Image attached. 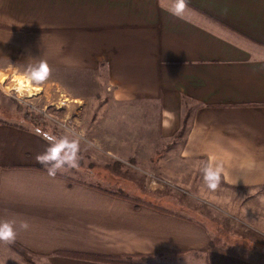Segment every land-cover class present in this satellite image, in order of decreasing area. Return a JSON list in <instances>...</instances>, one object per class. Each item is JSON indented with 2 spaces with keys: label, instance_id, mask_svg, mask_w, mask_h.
I'll use <instances>...</instances> for the list:
<instances>
[{
  "label": "crops",
  "instance_id": "obj_1",
  "mask_svg": "<svg viewBox=\"0 0 264 264\" xmlns=\"http://www.w3.org/2000/svg\"><path fill=\"white\" fill-rule=\"evenodd\" d=\"M161 2L0 0V59L27 67L45 61L69 73L103 67L104 78L87 95L102 103L74 115L90 138L104 149L129 150L134 168L180 170L171 174L177 177L185 173L181 162L197 173L205 164H222L223 188L171 193L183 203L200 199L225 209L238 200L236 208L246 213L247 202L264 195V0H189L183 19ZM1 91L3 111L9 104ZM23 117V123L0 118V222H14L12 245L48 264H264V239L254 240L263 244L253 259L211 248L219 239L238 244L227 217L214 214L220 209L206 214L203 204L185 203L193 209L185 213L183 206L109 190L112 181L102 175L116 179L134 169L92 149L95 164L84 165L90 147L75 137L69 141L78 145L76 166L50 174L37 156L54 137ZM168 147L178 159L163 163L165 153L153 156ZM142 191L168 196L162 187ZM251 219L264 231V215ZM5 245L0 264H11L3 257L11 245Z\"/></svg>",
  "mask_w": 264,
  "mask_h": 264
},
{
  "label": "rangeland",
  "instance_id": "obj_2",
  "mask_svg": "<svg viewBox=\"0 0 264 264\" xmlns=\"http://www.w3.org/2000/svg\"><path fill=\"white\" fill-rule=\"evenodd\" d=\"M1 65L4 66L3 69H0V90H3L1 91V93L4 95V97L2 98L8 102L7 104H9V106L7 107V109L0 111V118L9 121H15L16 123H23L25 122V119L23 117V115L25 114L26 120L31 125L37 126V128L42 133L49 134L54 138L67 137L69 140V137H75L79 139L86 144L85 146L90 147L88 155H91V161L85 158L86 163H84V165L86 166H89L91 164L93 166V164H95L92 161L96 160L97 155H93V153L90 152L91 149L95 154L96 152H99L110 156L113 159H117L125 165L129 164L126 160L129 157V150L118 148L120 153L124 154V157H121L116 153V150L118 149L108 150L101 148L99 141L92 140L87 134L88 132L80 126L79 122L75 119L74 116L75 114H78L83 108L90 107L91 109H96L102 103V99H99V101H97L95 100L96 96L87 95L89 93V90L91 91L95 89L96 91L98 88L97 83L99 82V78H104L105 72L103 71V67L89 72L70 71L69 73V69H52V67L50 66L51 75L42 86L30 83L28 86H26L25 80H27L26 71L28 68V64L24 63L23 65H21L13 61L12 59H10V62H6L5 60L2 61L0 59V66ZM53 78L58 79V84L50 82V80H52ZM22 80L24 81L23 85H21L20 83ZM78 94L83 95V97L87 96V98L80 99L71 97L72 95L74 96ZM21 113L23 115H21ZM87 119L89 121V117ZM173 144L174 143L170 145ZM169 147L154 149L153 156L156 157L158 156V154L165 153L164 160L162 159L163 163H165V158H169V162L171 160L175 161V159H178V154H175L176 149L168 151ZM181 163V167L185 169V173L180 174L179 177L171 174H178L180 170L176 172L171 171L165 174L155 169V173V171L153 172L147 170L145 165L135 166L134 168V165L130 164L129 167L134 169L136 175L132 171L123 170L120 171L119 177H116V179L110 176H106L108 175V173H105V176H102L105 179L112 181V186L111 188H109V190L116 193L120 191L121 195H131L132 199L137 200L138 202L146 203L147 201H152L155 204L157 203L160 205H166L170 208L181 210H183L181 208V206H183L185 208V210H183L185 211V213H193V209L187 207V205L193 206V208H197L203 204L204 208H202L201 211L203 213L206 212V214L211 213L210 209H220V211H213L214 214H216V217H218L219 213L226 216L229 225L233 228V230L237 232L239 239L237 240L238 244L219 239L217 241L218 245L216 248L226 253L237 254L253 259V249H255L256 247L264 248L263 245L260 246L263 243H258L257 245H255L254 240L261 242L264 239V231L259 230L257 228L259 227V225L253 223L251 219V217L264 215L263 208L261 207L262 204L260 203V201L255 198H251V200L247 202L248 210L245 209L246 213H243L241 212V210H238L236 208L235 204L238 200L234 201L233 203L226 204L227 208H230L229 210L220 206L213 207L208 201L200 199H195L197 200L195 201L192 200V198H186V205L185 203H183L184 197L174 196V194H172L171 192H185V194L188 193L192 195L190 191L193 192V190L197 188L206 193L210 190L204 184L201 172H193L197 171V168H194L195 166L193 164L189 166L187 161ZM136 172H138L139 174H137ZM141 174L143 176V179ZM162 174H164V176ZM76 175L77 178L84 177L83 173H79ZM184 183H186V185ZM137 184L141 185L140 188ZM101 185L102 184H100L99 186L102 188L103 185ZM159 187H162L163 190L165 189V194L168 195L165 199L155 198L147 193H143L144 191H142H148L152 188L157 189ZM219 188H223V186L221 185ZM239 199L241 200L243 198L241 197ZM195 216L198 217L197 211L195 213ZM221 236L223 237V235ZM5 248H7L8 251L3 253V257L11 264H48L47 261L35 255L28 254L26 251L16 245H11V247L7 246ZM228 250L233 251L229 252ZM15 254H17L16 257L14 256Z\"/></svg>",
  "mask_w": 264,
  "mask_h": 264
},
{
  "label": "clouds",
  "instance_id": "obj_3",
  "mask_svg": "<svg viewBox=\"0 0 264 264\" xmlns=\"http://www.w3.org/2000/svg\"><path fill=\"white\" fill-rule=\"evenodd\" d=\"M189 0H162L161 7L164 8L170 15L183 19L184 13L188 8ZM51 75V68L45 61L38 64H30L26 71L27 81L30 84L41 85ZM21 85L24 81L22 80ZM78 145L76 142L69 141L67 137L54 138L52 146L47 151L37 156V162L42 166H48L50 174H55L57 170L69 166L75 167L77 164ZM200 172L202 174L203 182L210 190H217L223 179L222 164H205ZM259 191V190H257ZM261 204H264V195L257 196ZM20 228L27 230L29 224L26 221L20 223ZM17 231L14 222L3 221L0 222V243L12 245L16 242Z\"/></svg>",
  "mask_w": 264,
  "mask_h": 264
},
{
  "label": "trees",
  "instance_id": "obj_4",
  "mask_svg": "<svg viewBox=\"0 0 264 264\" xmlns=\"http://www.w3.org/2000/svg\"><path fill=\"white\" fill-rule=\"evenodd\" d=\"M26 115H27V113H26ZM30 115H32V114H30ZM183 130H181L177 136L182 135L181 132H183ZM216 247H217L216 245H211V248H216ZM228 251L231 252L233 250H231V251L228 250ZM94 257H98V258H100L102 260H114V261H118V258H116L114 256H109V255H97V256H94Z\"/></svg>",
  "mask_w": 264,
  "mask_h": 264
},
{
  "label": "bare ground",
  "instance_id": "obj_5",
  "mask_svg": "<svg viewBox=\"0 0 264 264\" xmlns=\"http://www.w3.org/2000/svg\"><path fill=\"white\" fill-rule=\"evenodd\" d=\"M25 79H26V78H25ZM25 79H24V80H25ZM25 82H26V86H28V85H29V83L27 82V80H25ZM23 87H24V86H23ZM29 87H30V86H29Z\"/></svg>",
  "mask_w": 264,
  "mask_h": 264
}]
</instances>
